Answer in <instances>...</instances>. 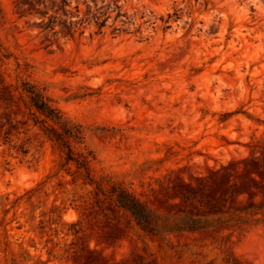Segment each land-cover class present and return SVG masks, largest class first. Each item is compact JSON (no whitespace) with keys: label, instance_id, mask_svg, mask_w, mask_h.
<instances>
[{"label":"rangeland","instance_id":"374dc122","mask_svg":"<svg viewBox=\"0 0 264 264\" xmlns=\"http://www.w3.org/2000/svg\"><path fill=\"white\" fill-rule=\"evenodd\" d=\"M16 3L0 0V264H264V0H97L104 26L52 44ZM24 83L147 220L66 164Z\"/></svg>","mask_w":264,"mask_h":264},{"label":"trees","instance_id":"16d2710c","mask_svg":"<svg viewBox=\"0 0 264 264\" xmlns=\"http://www.w3.org/2000/svg\"><path fill=\"white\" fill-rule=\"evenodd\" d=\"M90 1L94 3L95 9H93ZM80 2L86 5L83 16H80ZM16 4L20 14L39 18L40 21H36L34 24L47 32V39L50 44L58 39L59 33L64 37H73L79 27L90 18L95 21L98 27L104 26L107 20V17H104L106 13L101 10V7H98L97 0H76L74 8L72 7V0H17ZM113 5V9L117 10L116 16L122 15L118 0H114ZM24 89L29 93L31 106L45 116V118H40L36 113H33L35 121L41 123L43 129L50 134L56 145L65 151L66 164L75 163L77 171L89 183L94 184L99 192L108 198L114 197L120 206L132 210L138 219L147 220L148 214L141 203L130 193L115 184L107 190L103 186L105 179L103 177L96 179L91 168V162L94 159L92 151L76 150L73 147L72 141L81 142V127L65 120L60 111L52 107L44 95L37 91L34 86L24 83ZM48 121L58 124L59 127H53L48 124Z\"/></svg>","mask_w":264,"mask_h":264}]
</instances>
